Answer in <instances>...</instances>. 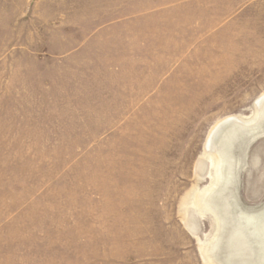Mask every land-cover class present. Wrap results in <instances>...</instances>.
Masks as SVG:
<instances>
[{
	"label": "rangeland",
	"instance_id": "1",
	"mask_svg": "<svg viewBox=\"0 0 264 264\" xmlns=\"http://www.w3.org/2000/svg\"><path fill=\"white\" fill-rule=\"evenodd\" d=\"M263 103L264 0H0V264H264Z\"/></svg>",
	"mask_w": 264,
	"mask_h": 264
},
{
	"label": "bare ground",
	"instance_id": "2",
	"mask_svg": "<svg viewBox=\"0 0 264 264\" xmlns=\"http://www.w3.org/2000/svg\"><path fill=\"white\" fill-rule=\"evenodd\" d=\"M263 96V95H262ZM261 98V97H260ZM256 100H257V98H256ZM263 102V101H262ZM262 104V103H261ZM264 104V103H263ZM257 108V107H256ZM263 109H264V107H263ZM260 114V113H259ZM261 115V114H260ZM242 117V116H241ZM262 117V116H261ZM228 118V117H227ZM236 118V117H235ZM234 119V118H233ZM238 119V118H237ZM242 121V120H241ZM241 121H239V122H241ZM227 123V122H226ZM232 123V122H231ZM235 123H236V121H235ZM252 123V122H251ZM240 124V123H239ZM247 124V123H246ZM225 125V124H224ZM233 125V124H232ZM223 126V125H222ZM246 126H248V125H246ZM229 127V126H228ZM245 127V126H244ZM249 127V126H248ZM217 128H218V126H217ZM233 128V127H232ZM253 128V127H252ZM213 129V128H212ZM216 129V128H215ZM226 129V128H225ZM231 129V128H230ZM219 130V129H218ZM217 130V131H218ZM211 131V130H210ZM245 131H246V129H245ZM253 131V130H252ZM230 132H232V131H230ZM240 132H242V131H240ZM209 133H211V132H209ZM222 133V132H221ZM226 133H227V129H226ZM236 133V132H235ZM239 133V132H238ZM216 134H218V133H216ZM220 134V133H219ZM209 135V134H208ZM211 137V136H210ZM216 137H217V135H216ZM215 139V138H214ZM216 140V139H215ZM218 140V139H217ZM218 143V142H217ZM221 143V142H220ZM225 145H223L222 147H224ZM217 147H219L218 146V144H217ZM220 148V147H219ZM224 148H226V147H224ZM224 148H223V150H224ZM214 155H215V153H214ZM222 155H223V153H222ZM221 155V156H222ZM217 156V155H216ZM215 156V157H216ZM224 157V156H223ZM222 158V157H221ZM225 158V157H224ZM218 159V158H217ZM219 163V162H218ZM227 163V162H226ZM224 165V164H223ZM217 167V166H216ZM221 168V167H220ZM219 168V169H220ZM217 171H218V169H217ZM216 171V172H217ZM220 171H221V169H220ZM222 173V172H221ZM220 173V174H221ZM225 175V174H224ZM222 177V176H221ZM220 177V178H221ZM225 177V176H224ZM228 177H231V176H228ZM222 179V178H221ZM225 181V180H224ZM226 182V181H225ZM224 183V182H223ZM220 183H218V185H219ZM214 192V191H213ZM215 193V192H214ZM205 194V193H204ZM210 194V193H209ZM222 194V193H221ZM208 196V195H207ZM216 196H218V195H216ZM211 198V197H210ZM204 199H205V197H204ZM204 199L201 197V196H199V195H197L196 196V202L200 205V204H202L203 203V201H204ZM210 200V199H209ZM208 200V201H209ZM207 201V199H205V201L204 202H206ZM208 203V202H207ZM205 205H208V204H205ZM214 207V206H213ZM211 208H212V206H211ZM207 209V208H206ZM210 210V209H209ZM244 216V215H243ZM247 227V226H246ZM221 230V229H220ZM240 230V229H239ZM202 247V246H201ZM204 255V254H203ZM202 255V256H203ZM203 258V257H202ZM207 259V258H206ZM208 261V260H207ZM210 263H211V261H210ZM207 264V263H206ZM208 264H209V262H208Z\"/></svg>",
	"mask_w": 264,
	"mask_h": 264
}]
</instances>
